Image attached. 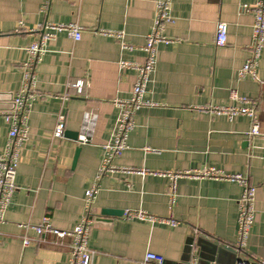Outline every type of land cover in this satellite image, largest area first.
I'll return each instance as SVG.
<instances>
[{
	"label": "crops",
	"instance_id": "crops-1",
	"mask_svg": "<svg viewBox=\"0 0 264 264\" xmlns=\"http://www.w3.org/2000/svg\"><path fill=\"white\" fill-rule=\"evenodd\" d=\"M157 0H0V155L21 87L25 48L46 23H76L81 38L59 33L35 65V93L27 113V140L15 177L16 189L0 230V264H66L69 239L44 236L29 227L48 217L71 230L85 213V192L97 186L91 204L88 247L92 264H143L147 252L165 264H236L264 261V48L256 79L238 78L252 55L255 0H172L168 43L156 45V63L143 98L153 103L133 112L127 148L113 158L118 168L182 173L205 167L240 174L256 188L255 217L246 245L237 249L238 201L234 182L179 177L174 191L167 177L133 173L99 174L103 145L115 130L114 99H129L136 80L120 61L142 64ZM227 24V43L214 44L216 24ZM20 29V31H16ZM32 30V31H31ZM35 30V31H33ZM101 31L122 32L131 49ZM230 91L247 97L259 115L261 135H249L250 120H229L197 112L204 104L228 105ZM85 112L96 116L91 141L80 145ZM59 117L64 131L54 137ZM79 148L75 158V150ZM142 210L177 221L176 226L123 218ZM110 211L112 214H103ZM24 237L30 239L23 246ZM191 244V245H190ZM199 246L231 249L220 261L206 260Z\"/></svg>",
	"mask_w": 264,
	"mask_h": 264
},
{
	"label": "built area",
	"instance_id": "built-area-1",
	"mask_svg": "<svg viewBox=\"0 0 264 264\" xmlns=\"http://www.w3.org/2000/svg\"><path fill=\"white\" fill-rule=\"evenodd\" d=\"M172 0H157L156 15L150 33L147 35L146 43L142 47L145 53V61L142 64L120 61L121 69H133L136 72V80L131 90L129 99H114L112 103L118 108L119 113L116 119L115 130L107 143L103 145L104 158L101 163L99 174L105 173H133L138 175H152L167 177L170 180L169 189L174 191V182L179 177H191L194 179H213L219 181H229L237 183L241 187V196L238 201V219H237V249L242 250L254 222L255 210V191L256 188L251 185L248 179L240 174H226L212 167H205L199 170L186 172H155L147 169L118 168L112 163L113 158L119 155L127 148V138L129 132L133 129V112L142 106H152L153 103L145 101L143 98L149 77L152 74L156 63V45L159 43H168L169 39L163 34L167 23L172 22L170 14V4ZM253 25H252V55L243 64L238 71V78L249 77L256 79V66L261 52L264 48V0H255L252 7ZM35 30L41 33L38 39L25 48L26 60L22 63V82L18 92L13 97V107L10 110L1 112V115L8 125L6 142L2 154L0 155V230L4 222V214L11 202L12 195L16 189L15 177L17 167L20 161V154L23 144L27 140V113L31 102L35 100V65L40 61L42 55L46 52L48 43L53 41L59 33H66L74 41L81 38L79 25L76 23H46ZM33 30V31H35ZM16 31H20L17 29ZM32 31V30H31ZM101 34L112 36L117 39L122 49H131L124 43L122 32L101 31ZM227 43V24L218 21L216 24L214 44L216 47H222ZM230 100L232 104L212 105L204 104L194 107L197 112L207 113L211 116H223L229 120L237 116H244L250 120L249 135H261L259 115L251 103L245 97L239 95L236 91H230ZM96 116L93 113L85 112L83 115L82 126L77 138L80 145L88 144L91 141L92 129ZM64 131L63 117H59L54 129V137H61ZM97 186L93 185L85 192V213L79 222L71 230H59L52 226L48 217H43L40 223L36 225H20L30 228L35 233L37 240L42 241L44 236H53L58 239H69L68 260L66 264H92V251L88 247L90 229L93 225V216L91 215V204L95 199ZM123 218L126 220H139L149 223H162L170 226H176L177 221L173 219L161 218L149 213L137 211L123 212ZM30 239L24 237L23 246H27ZM143 264H165V259L153 252H147L144 256ZM188 264H196L190 261ZM236 264H264L262 260L238 259Z\"/></svg>",
	"mask_w": 264,
	"mask_h": 264
},
{
	"label": "water",
	"instance_id": "water-1",
	"mask_svg": "<svg viewBox=\"0 0 264 264\" xmlns=\"http://www.w3.org/2000/svg\"><path fill=\"white\" fill-rule=\"evenodd\" d=\"M78 135L79 133H74V135H72L71 138L77 141ZM78 151L79 148L75 150V158L77 156ZM102 213L107 215L112 214V212L110 211H103ZM228 252H231V249L227 247L220 248V247L212 246L208 248L206 246H199L198 254H201L202 258H205L206 260H210V261L213 260L214 262H216L222 260L224 258L225 253ZM185 264H188V262H186Z\"/></svg>",
	"mask_w": 264,
	"mask_h": 264
}]
</instances>
